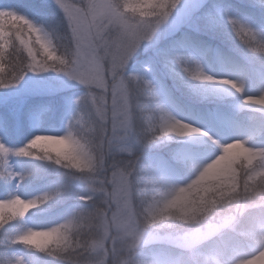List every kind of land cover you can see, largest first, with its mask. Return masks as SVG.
<instances>
[{
  "label": "snow or ice",
  "instance_id": "obj_1",
  "mask_svg": "<svg viewBox=\"0 0 264 264\" xmlns=\"http://www.w3.org/2000/svg\"><path fill=\"white\" fill-rule=\"evenodd\" d=\"M52 3L60 31L0 6V88L84 87L62 131L0 142V264H264V0Z\"/></svg>",
  "mask_w": 264,
  "mask_h": 264
},
{
  "label": "rangeland",
  "instance_id": "obj_2",
  "mask_svg": "<svg viewBox=\"0 0 264 264\" xmlns=\"http://www.w3.org/2000/svg\"><path fill=\"white\" fill-rule=\"evenodd\" d=\"M43 1L52 4L54 10L59 12L52 0ZM30 3V0H0V6H12L34 23L53 31L46 21L35 17ZM83 92L82 85L51 71L40 74L29 72L14 86L1 88L0 106L8 104L11 110L26 113V125L17 135L8 138L0 130V142H7L10 147H19L31 139L34 134H51L62 131L71 114L73 102ZM24 159L20 158L21 162L17 163V158H13L11 163L16 171H18V166H21L25 173L35 169L32 161L25 164ZM34 175L36 174L31 172V175L26 176L21 182L19 188L21 194L31 196L44 190L45 181H41L38 185H31ZM73 190L80 191L81 186L73 184Z\"/></svg>",
  "mask_w": 264,
  "mask_h": 264
},
{
  "label": "trees",
  "instance_id": "obj_3",
  "mask_svg": "<svg viewBox=\"0 0 264 264\" xmlns=\"http://www.w3.org/2000/svg\"><path fill=\"white\" fill-rule=\"evenodd\" d=\"M30 1H31L30 4L32 7L37 2V0H30ZM40 3H42L45 7L43 8V10H37L33 7L32 12H34L35 17L37 16L38 18L46 21L52 30L60 31L61 29L59 27V21L61 19V15L59 14V12L55 11L54 10L55 8L49 2H44L43 0H40ZM0 90H1V88H0ZM32 162H33V166L35 167V169L29 171L30 173L33 172L34 174H36L37 171L42 172L43 169H46L48 167L47 162H44V161H32ZM18 171L19 172H25L21 166H18ZM42 174H44V173L42 172ZM40 182L41 181H36L33 179V180H31V185H34V184L38 185ZM0 183H2V182H0ZM0 195H3L2 190H0ZM29 259H31L33 261V264H44V259H43L41 254H35L34 257L32 256V254H29Z\"/></svg>",
  "mask_w": 264,
  "mask_h": 264
}]
</instances>
